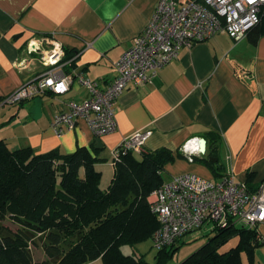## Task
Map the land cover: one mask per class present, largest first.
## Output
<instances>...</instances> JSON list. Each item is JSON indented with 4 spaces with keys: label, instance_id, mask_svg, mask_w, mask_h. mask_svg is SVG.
<instances>
[{
    "label": "crops",
    "instance_id": "1",
    "mask_svg": "<svg viewBox=\"0 0 264 264\" xmlns=\"http://www.w3.org/2000/svg\"><path fill=\"white\" fill-rule=\"evenodd\" d=\"M159 0H0V140L11 149L30 146L43 153L58 149L73 152L78 146L98 150L95 163L113 174V150L139 130H150L146 150L169 148L183 157L165 165L169 179L180 173L220 178L232 172L255 189L264 178V34L255 43L248 35L233 40L225 31L181 48L178 56L145 83H129L115 103L117 128L96 136L79 118L71 130L56 133L53 116L70 100L80 101L88 91L73 82L65 92L47 90L17 103L4 98L34 78L44 67L27 44L52 36L64 48L67 74L82 72L101 87L116 75L115 62L149 21ZM240 72L249 74L241 77ZM101 147H95V138ZM206 141L214 152L220 174L199 159L204 153L184 152L189 139ZM213 161V160H212ZM214 161V162H216ZM112 177V176H111ZM263 244L254 250L252 264H264V222L256 226ZM246 260V262H245ZM243 264H249L243 256Z\"/></svg>",
    "mask_w": 264,
    "mask_h": 264
},
{
    "label": "trees",
    "instance_id": "2",
    "mask_svg": "<svg viewBox=\"0 0 264 264\" xmlns=\"http://www.w3.org/2000/svg\"><path fill=\"white\" fill-rule=\"evenodd\" d=\"M263 34L264 9L246 35L255 43ZM97 151L78 146L70 153L58 149L37 153L30 146L11 149L0 140V220L19 226L9 230L0 225V264H33L32 232L45 240L48 259L41 264H86L97 259L102 264H166L176 244L157 250L154 262L125 254L122 246L151 238L157 229L147 197L165 180V165L182 158V153L165 147H144L137 154L120 151L112 156L113 175L102 188L101 172L95 167L101 160ZM212 157L216 154L207 151L199 160L215 176L221 175V166ZM212 232L178 264H243V256L252 264L254 250L263 244L256 227L228 223ZM231 239H236L233 245Z\"/></svg>",
    "mask_w": 264,
    "mask_h": 264
},
{
    "label": "built area",
    "instance_id": "3",
    "mask_svg": "<svg viewBox=\"0 0 264 264\" xmlns=\"http://www.w3.org/2000/svg\"><path fill=\"white\" fill-rule=\"evenodd\" d=\"M264 0H159L143 30L132 38L131 44L115 62L116 75L105 87L82 72L67 74L62 67L64 48L52 36L44 38L49 46L41 48V41L27 44L28 57L17 62L28 66L33 54L44 69L31 80L4 98V103H17L39 96L47 90L65 93L76 82L88 91L80 101L70 100L67 107L57 112L51 126L60 134L75 127L84 119L96 136L117 128L115 103L126 86L133 82L145 83L158 70L176 58L183 47L205 41L219 31L233 40L244 37L259 23ZM241 77L249 74L240 72ZM150 130H139L121 140L113 150L118 153H139ZM183 151L199 152L197 140L189 139ZM158 227L151 236L156 250L171 246L185 234L210 223L211 228L228 223L254 228L264 222V178L255 189L235 178L232 172L220 178H206L196 173H180L155 188L147 197Z\"/></svg>",
    "mask_w": 264,
    "mask_h": 264
},
{
    "label": "rangeland",
    "instance_id": "4",
    "mask_svg": "<svg viewBox=\"0 0 264 264\" xmlns=\"http://www.w3.org/2000/svg\"><path fill=\"white\" fill-rule=\"evenodd\" d=\"M112 175L113 174L109 169H106L103 173H101L100 186L102 188L109 184ZM163 177L164 179L168 177V173L165 170L163 172ZM0 225L1 227H6L9 230H16L19 227L15 222L9 219L0 220ZM212 233L211 224L207 223L179 238V240L176 242L177 249L173 252L171 258L166 262V264L180 263L188 255L203 245L208 237L212 235ZM30 234L32 239L29 242V249L33 257V264H41L43 260L48 259L43 250V243L45 240L41 234L33 232ZM235 242L236 239H231L229 245H233ZM62 244L64 248H66L68 245L66 241H64ZM122 251L125 254H131L135 256L143 255L144 259H146L148 262H154L155 255L157 253V250L152 245L151 238L145 239L139 243H136L135 245H124L122 246ZM86 264H102V262L101 260L97 259Z\"/></svg>",
    "mask_w": 264,
    "mask_h": 264
},
{
    "label": "water",
    "instance_id": "5",
    "mask_svg": "<svg viewBox=\"0 0 264 264\" xmlns=\"http://www.w3.org/2000/svg\"><path fill=\"white\" fill-rule=\"evenodd\" d=\"M95 147L96 148H99L101 147V140L99 137H96L95 138ZM198 147H199V152L200 153H204L205 152V149H206V141L204 138H199L198 140ZM212 160L213 161H216L217 158L216 157H212Z\"/></svg>",
    "mask_w": 264,
    "mask_h": 264
}]
</instances>
